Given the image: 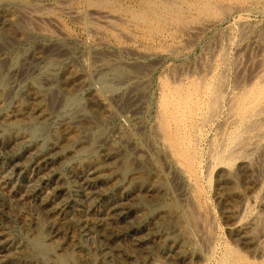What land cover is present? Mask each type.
I'll return each mask as SVG.
<instances>
[{
    "label": "bare ground",
    "instance_id": "bare-ground-1",
    "mask_svg": "<svg viewBox=\"0 0 264 264\" xmlns=\"http://www.w3.org/2000/svg\"><path fill=\"white\" fill-rule=\"evenodd\" d=\"M94 1L50 5L82 48L48 5L0 2V264H264V0ZM232 13L234 35L154 76Z\"/></svg>",
    "mask_w": 264,
    "mask_h": 264
},
{
    "label": "rangeland",
    "instance_id": "rangeland-1",
    "mask_svg": "<svg viewBox=\"0 0 264 264\" xmlns=\"http://www.w3.org/2000/svg\"><path fill=\"white\" fill-rule=\"evenodd\" d=\"M5 1H9V2L12 1L13 3H18L19 5L20 4L21 5L23 4V5H26L27 7H30V6H33L34 7V5H43V4L44 5H48L49 8H47V6H45V8H47V11L49 9V12L55 13L58 16V18L61 17L60 18V22L63 25L64 30L67 33H69L72 37L74 36L73 38H75L78 46L82 48V41L85 40L86 37H85V34L83 33V31L81 30V28L79 27L78 23L74 22L73 19H71L67 15L63 14V12L61 13L59 10H55L54 8H52L54 6V4L57 1L60 2V0H0V2H5ZM97 1H101L105 5H115L116 4L117 7L123 8V9L124 8L125 9H130V8H132V9H138L139 7H141V4L147 2V0H97ZM211 1H212V3H214L216 1L215 4L217 6H215V4H213L216 7V9L214 8V11L216 13H218V12H225L223 10L220 11L219 10L220 8H226V10H227V7H223L225 3H226L225 5L226 6L228 5L230 7L229 9L231 10V7L232 6H230L228 4L229 3V0H219V1L218 0H211ZM67 2H68V4H76L77 3L76 5H81V4L84 3V0H67ZM88 2L89 3H93L95 1L94 0H88ZM232 2H235V1H232ZM217 3H220L219 5L220 6L222 5V6L221 7H218L219 5ZM236 3H238V2H236ZM50 5H52V7ZM234 14L232 13L230 16L227 17V19L225 21H223L220 24L216 25L215 27L207 30L206 32H203L202 34H200V36H197L196 38H194V40L192 42H190V43L188 42L187 45H185L187 47L186 53H185L186 55L185 56L179 57V58H175V59L170 60V61H168L169 60L168 58H165L167 61H165L162 64L163 66L161 65L159 67V69L157 70L158 72L156 71V74L154 76L157 77L160 74L164 73V69H166L167 63H170V66L169 67H173V68L176 67V65H178L179 67H181V66H185V64H187L188 66H192L194 64H198L197 62H199V61L202 60V56H204V57L207 56L206 54L208 53V51L211 50V48L213 47V45L217 41L219 34H221L224 31L226 32L225 27L231 25V30L230 29H228V30H230L231 35L232 34L233 35L235 34V28L232 26L233 25V22H234V19H235ZM250 18H252L253 20L257 21L256 24L258 26L257 27L258 29H256V30L258 31V33L260 35L259 38H260L262 34L264 35V13L263 14L262 13L254 14V17L252 15ZM226 23H227V26H226ZM12 31L13 32L15 31V32L13 33ZM7 33H8V34H6L7 38L11 39V38L16 37V33L17 32H16V30H14L12 28ZM35 41H37V40H35ZM79 42H80V44H79ZM149 45L150 46H153V47H156V48L157 47L158 48H164L166 50L169 49L168 51H171L170 48H172V50L174 48V46L170 42L165 41L163 39H159V38H155V40L153 39V41L151 40V42H149ZM131 57L132 56H130L129 62L135 61L134 60L135 58H133V57L131 58ZM204 57H203V59H204ZM186 58H187L188 61L186 60ZM131 59H132V61H131ZM140 60H141L140 58L139 59H136V61H139V62H140ZM171 61H173V62H171ZM190 61H192L194 63H192V62L190 63ZM226 61L229 63V64H227L228 69L230 70V72L228 74L229 80L232 81L233 78L235 77V74H234L233 64H231L232 63V61H231V54H228L227 55ZM174 64H175V66H174ZM230 65H232V66H230ZM143 66H144V68H147L148 67L147 64H142L141 67L143 68ZM160 70H162V72ZM79 102H80V104L82 102L84 103V100L80 99ZM205 179L206 178L203 177V179L201 180L202 181L201 182V189H203V191L201 190V195H200L201 198H200L199 205H200V208L202 207L200 210L201 211L203 210V212L205 214H207L209 217L212 218L211 219V218L207 217V215H206L207 218L204 217V218H206L207 220L210 221L209 223L211 224V227H212L213 231L214 232L216 231L215 233H216V236L218 238V241L221 243L219 245V248H221L222 245H228L229 241H228V237L226 235L225 229H224V225H223V222H222V218H221L220 213H219L218 204L216 203V201L214 199V193H215L214 181H213V179L212 180L211 179L210 180H208V179L205 180ZM202 193H204V194H202ZM202 203L203 204L205 203V205H203ZM204 206L206 207V209H209V210H206ZM208 211H209V214H208ZM11 234H13L14 236H16L17 238H20V234H19V231L18 230L15 231V232L14 231L11 232ZM185 249H186V251H188L191 248L188 247V246H186ZM75 258H76V260H73ZM63 260L65 262L64 264H71L72 263L71 262L72 260L74 262L77 261V257H76V255L74 257L69 256V255H64L63 256ZM48 262H47V264H60V260L59 259H57V260L56 259H54V260L53 259L52 260L50 259Z\"/></svg>",
    "mask_w": 264,
    "mask_h": 264
}]
</instances>
